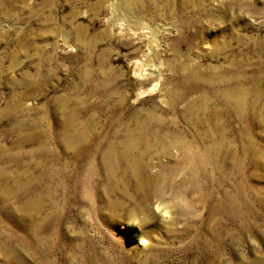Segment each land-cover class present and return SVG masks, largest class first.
I'll use <instances>...</instances> for the list:
<instances>
[{"label":"rangeland","instance_id":"obj_1","mask_svg":"<svg viewBox=\"0 0 264 264\" xmlns=\"http://www.w3.org/2000/svg\"><path fill=\"white\" fill-rule=\"evenodd\" d=\"M118 1L0 0V264H262L264 0Z\"/></svg>","mask_w":264,"mask_h":264},{"label":"bare ground","instance_id":"obj_2","mask_svg":"<svg viewBox=\"0 0 264 264\" xmlns=\"http://www.w3.org/2000/svg\"><path fill=\"white\" fill-rule=\"evenodd\" d=\"M133 3H134V0H119L118 1V5H117V9L120 8V7L123 8V9H128V8H130L132 6ZM156 37H157L156 35L153 36L155 41L157 40ZM23 82L25 83V85L28 88L27 92L32 94L33 93V89L35 88V84H34L33 79L28 77ZM24 94L25 93H20V99L23 98ZM261 122L264 125V120H262ZM139 148H140L139 142H131V143L127 144L126 147L124 148V150L120 151L119 154L120 153L126 154L125 151L129 153V151L133 150V149H137L139 151ZM163 152H164L165 156L171 157V155H172V147L169 146V147L164 148ZM140 159H143V158H140ZM143 162L144 161L141 160L140 162H136V163L130 164L129 167L126 168V172H130L131 173L130 182H132V180H134L136 182L137 194H139L141 196L143 194H145V197H146L147 201H151V198H153V194H154L153 191H152V187L154 185L155 178H154V176H152V174H147L146 176L142 175V172L140 170V165ZM115 189H118V186H116ZM165 211L168 212L166 209H165ZM209 236H210V234H205V236H203V234H198L197 237L193 240V243L194 244H201L203 246V248H208V247L212 246V244H211L212 242L211 241H213L212 240L213 238H210ZM261 263L264 264V262H261Z\"/></svg>","mask_w":264,"mask_h":264}]
</instances>
